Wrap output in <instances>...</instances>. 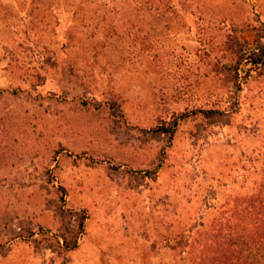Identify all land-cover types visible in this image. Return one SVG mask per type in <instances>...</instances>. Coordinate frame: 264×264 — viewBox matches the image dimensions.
<instances>
[{"label":"rangeland","instance_id":"rangeland-1","mask_svg":"<svg viewBox=\"0 0 264 264\" xmlns=\"http://www.w3.org/2000/svg\"><path fill=\"white\" fill-rule=\"evenodd\" d=\"M231 37L264 40V0H0V124L17 144L0 160V264H162L168 216L241 191L264 76L231 80ZM215 105L235 108L213 125L191 114ZM60 207L87 216L75 250L12 238Z\"/></svg>","mask_w":264,"mask_h":264},{"label":"trees","instance_id":"trees-1","mask_svg":"<svg viewBox=\"0 0 264 264\" xmlns=\"http://www.w3.org/2000/svg\"><path fill=\"white\" fill-rule=\"evenodd\" d=\"M228 41L235 48V58L231 60L232 65L226 74L229 70L228 74L235 84L243 85L251 78L264 76V40L259 39L254 49L247 47L246 41L238 42L237 37ZM231 108L235 107L215 105L195 109L191 114L200 124L213 125L231 117ZM189 116L183 117L186 119ZM176 120L158 124L154 133L174 135L181 124ZM9 122L11 118L4 114L0 136L5 141H0V160H9L15 150L13 147H17L14 142H9L8 134L14 130ZM247 151L243 153L246 177L241 191L214 207L212 215L185 217L180 214L175 221L168 216L162 235L165 250L162 264H264V146ZM63 197L61 192V199ZM57 213L60 214L57 225L53 223L48 227L41 224L40 228H36L28 222V226L22 227L19 232L10 230L12 238L27 241L38 233L39 237L31 240L46 244L52 250H75L84 233L87 216L85 212H76L73 223L70 214L62 207L57 209Z\"/></svg>","mask_w":264,"mask_h":264}]
</instances>
